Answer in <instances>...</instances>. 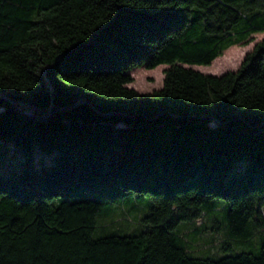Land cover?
<instances>
[{
    "label": "trees",
    "instance_id": "trees-1",
    "mask_svg": "<svg viewBox=\"0 0 264 264\" xmlns=\"http://www.w3.org/2000/svg\"><path fill=\"white\" fill-rule=\"evenodd\" d=\"M0 264H264V0H0Z\"/></svg>",
    "mask_w": 264,
    "mask_h": 264
},
{
    "label": "rangeland",
    "instance_id": "rangeland-1",
    "mask_svg": "<svg viewBox=\"0 0 264 264\" xmlns=\"http://www.w3.org/2000/svg\"><path fill=\"white\" fill-rule=\"evenodd\" d=\"M252 48V45H249L246 48H243L240 51L233 52L228 55H224L217 59L212 65L202 66L199 69L203 72L212 73V74H221L229 70H235L239 67L242 59L244 58L246 52ZM164 68L160 66L155 69H146V68H139L132 71V75L134 81L129 84L130 87L137 89L140 92L151 91L156 88H160L163 84L164 79ZM119 210L117 218V223L114 224L116 231H120L123 233H132V232H139L143 227V217L148 213L149 208L147 206H142L139 209H125L124 212ZM202 220L198 221L200 224ZM209 227V234L201 237H197L194 235H190L189 237L193 240L198 241L199 245L201 246V251L205 253L208 252V248L210 246H214L213 250H216L218 247V253L214 255V257H222L227 254H234L235 251H228L225 250L221 244L226 239L227 228L224 218L221 216L217 221L211 220L208 221L205 225ZM214 227H218V229H214ZM260 237H256L255 241L252 245L244 247L245 250H252L257 251V248L260 246ZM216 246V247H215Z\"/></svg>",
    "mask_w": 264,
    "mask_h": 264
}]
</instances>
